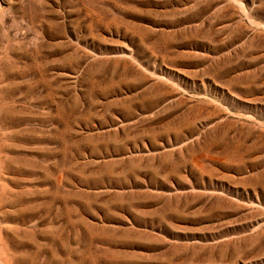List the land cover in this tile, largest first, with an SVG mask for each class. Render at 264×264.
Returning <instances> with one entry per match:
<instances>
[{
  "label": "rangeland",
  "instance_id": "obj_1",
  "mask_svg": "<svg viewBox=\"0 0 264 264\" xmlns=\"http://www.w3.org/2000/svg\"><path fill=\"white\" fill-rule=\"evenodd\" d=\"M0 264H264V0H0Z\"/></svg>",
  "mask_w": 264,
  "mask_h": 264
}]
</instances>
